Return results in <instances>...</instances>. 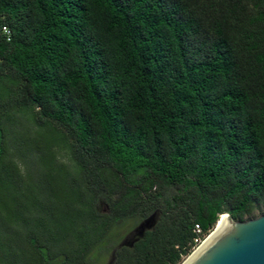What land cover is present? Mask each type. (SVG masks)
Segmentation results:
<instances>
[{"label":"trees","instance_id":"16d2710c","mask_svg":"<svg viewBox=\"0 0 264 264\" xmlns=\"http://www.w3.org/2000/svg\"><path fill=\"white\" fill-rule=\"evenodd\" d=\"M22 112L77 167L87 213L58 264H96L95 232L152 215L111 264H181L194 225L264 215V0H0V191L24 183L6 156ZM12 144L40 158L54 142Z\"/></svg>","mask_w":264,"mask_h":264},{"label":"rangeland","instance_id":"374dc122","mask_svg":"<svg viewBox=\"0 0 264 264\" xmlns=\"http://www.w3.org/2000/svg\"><path fill=\"white\" fill-rule=\"evenodd\" d=\"M15 118V125L9 127L7 134L6 156L17 163L24 183L21 191L12 186L0 191V264H35V259L43 264H58L59 251L66 246V242L73 241L72 234L76 230L74 221L84 222V214L87 213L84 211L82 214V199L71 178L76 177L77 167L71 161L67 145L63 144L60 136L36 127L31 121L30 112L18 113ZM23 130L41 144L51 142L53 137L54 144L50 145L52 153L49 146H45L40 158L36 152L25 158L16 156L12 140L17 132ZM98 208L100 212L108 211L104 203H100ZM153 219L154 215L138 223L129 220L115 226L106 236L95 232V238H104L100 242V250L93 253L96 264H111L114 250L124 244L131 245L139 238L143 229L141 226L146 221L152 224ZM30 230H38L39 235L51 238V251L54 255L50 253L48 258V252L43 248L39 256H35L36 253L34 255L32 243H28L27 237ZM63 234L68 237H62Z\"/></svg>","mask_w":264,"mask_h":264},{"label":"water","instance_id":"95a60500","mask_svg":"<svg viewBox=\"0 0 264 264\" xmlns=\"http://www.w3.org/2000/svg\"><path fill=\"white\" fill-rule=\"evenodd\" d=\"M217 217L222 219L181 264H264V215L245 222H235L227 213ZM151 226L146 221L139 237Z\"/></svg>","mask_w":264,"mask_h":264},{"label":"built area","instance_id":"2783aa9c","mask_svg":"<svg viewBox=\"0 0 264 264\" xmlns=\"http://www.w3.org/2000/svg\"><path fill=\"white\" fill-rule=\"evenodd\" d=\"M2 33L6 37L7 40L10 38V32L6 27H2ZM193 233L195 234V238L193 239V248L192 251H195L201 244L205 241V239L208 237V235H204L199 225H194Z\"/></svg>","mask_w":264,"mask_h":264},{"label":"bare ground","instance_id":"6f19581e","mask_svg":"<svg viewBox=\"0 0 264 264\" xmlns=\"http://www.w3.org/2000/svg\"><path fill=\"white\" fill-rule=\"evenodd\" d=\"M225 216H222V218H224ZM222 218H220L218 221H220Z\"/></svg>","mask_w":264,"mask_h":264}]
</instances>
